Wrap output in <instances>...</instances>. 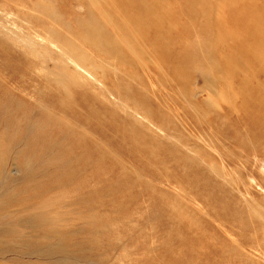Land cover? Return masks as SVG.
<instances>
[{
  "label": "rangeland",
  "instance_id": "374dc122",
  "mask_svg": "<svg viewBox=\"0 0 264 264\" xmlns=\"http://www.w3.org/2000/svg\"><path fill=\"white\" fill-rule=\"evenodd\" d=\"M124 1L0 0V264H264V0Z\"/></svg>",
  "mask_w": 264,
  "mask_h": 264
},
{
  "label": "bare ground",
  "instance_id": "6f19581e",
  "mask_svg": "<svg viewBox=\"0 0 264 264\" xmlns=\"http://www.w3.org/2000/svg\"><path fill=\"white\" fill-rule=\"evenodd\" d=\"M123 3H124V6H125V1L123 0ZM133 16V15H132ZM132 16H131V18L130 19H132ZM142 16H139V17H137V18H135V21H137L138 22V19H140ZM140 24V23H139ZM136 25H137V23H136ZM138 26V25H137ZM144 34V33H143ZM151 44H153V42H150Z\"/></svg>",
  "mask_w": 264,
  "mask_h": 264
}]
</instances>
